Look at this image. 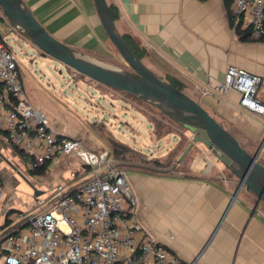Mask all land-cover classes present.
<instances>
[{"label": "crops", "instance_id": "1", "mask_svg": "<svg viewBox=\"0 0 264 264\" xmlns=\"http://www.w3.org/2000/svg\"><path fill=\"white\" fill-rule=\"evenodd\" d=\"M24 1L59 41L105 64L121 62L94 0ZM107 1L119 10L120 32L130 34L147 49L149 58L156 61L157 72L164 70L182 81L185 92L192 98L196 95L198 99H194L227 129H237L245 144L252 147L241 145L254 154L255 146L264 139V121L240 108L237 92L230 91L225 97L215 93L229 65L264 74V41L242 39L234 25L230 1ZM22 78L26 96L55 121L51 128L79 139L81 128L65 121L75 122L73 116L49 98H41L34 84L23 74ZM62 118L65 123L61 122L60 127L56 121ZM85 141L88 147L98 149L92 137ZM263 157L264 148L259 158ZM179 158L171 169L136 163L131 170L123 167L138 201L146 238L162 244L184 263L197 259L199 264H264V203L256 209L257 202L252 201V192L247 188L233 200L238 178L234 174L231 178L221 177L222 172L213 169L215 164L210 158H195L186 172L174 174L172 170L184 163L180 164ZM153 159L162 161L160 157L148 161ZM78 160L70 155L51 164L47 172L51 181L64 178L66 185L75 186L88 180L89 169L85 165L80 168L75 163Z\"/></svg>", "mask_w": 264, "mask_h": 264}, {"label": "built area", "instance_id": "2", "mask_svg": "<svg viewBox=\"0 0 264 264\" xmlns=\"http://www.w3.org/2000/svg\"><path fill=\"white\" fill-rule=\"evenodd\" d=\"M229 1L235 27L264 40V0ZM22 74L0 35V131L34 159L33 169L75 155L89 168L90 178L75 186L58 184L48 207L36 200L40 208L35 214H13L0 242V264H199L197 259L184 263L146 238L138 201L113 149L96 143L95 153L82 140L55 132L46 112L26 96ZM230 91L240 95L241 109L264 121V74L229 65L215 93L225 97ZM1 192L0 180V197Z\"/></svg>", "mask_w": 264, "mask_h": 264}, {"label": "rangeland", "instance_id": "3", "mask_svg": "<svg viewBox=\"0 0 264 264\" xmlns=\"http://www.w3.org/2000/svg\"><path fill=\"white\" fill-rule=\"evenodd\" d=\"M0 35L22 65L23 77L34 84L39 96L45 100H47L45 97L49 98L59 109L73 116L75 122L66 119L65 121L72 126L76 123L78 128H81L79 139L86 143L85 140L92 137L95 143H99L105 149H113V143L120 142L134 150L124 161L120 159L121 167L125 165L127 170H131V166L135 163L153 166L154 164L149 165L150 162L146 160L160 157L166 165L164 169H171L193 142V136L189 131L157 108L126 93L99 84L42 53L27 38L19 35L1 14ZM120 61L110 66L130 70L123 58ZM192 96L198 99L196 95ZM50 121L51 125L55 123L51 118ZM65 121L62 118L56 121V124L61 127V122L65 123ZM262 125L264 126V123ZM228 129L240 143L252 147L245 144L237 129L233 127ZM263 141L264 139L255 146L256 151ZM87 148L98 153V149L94 150L88 146ZM195 158H210L215 164L213 169L218 168L219 172H222L219 173L221 177L233 176L230 170L201 143L193 146L181 161L180 164L184 162L182 167L172 170L173 173L186 172L188 165ZM78 161L75 163L82 168L83 164ZM32 169L31 160L23 159L16 148L0 134V180L2 181L0 238L5 235L2 230L9 212L13 211L9 216L10 220H14L12 215L17 213L35 214L40 208L37 199L44 202L43 207L46 208L57 197L56 187L60 180L56 178L51 181L52 178L48 173L44 176L32 175L30 172ZM61 181L59 183L66 185V181ZM35 191L43 194L35 197ZM250 194H252L250 198L255 202L256 196Z\"/></svg>", "mask_w": 264, "mask_h": 264}, {"label": "water", "instance_id": "4", "mask_svg": "<svg viewBox=\"0 0 264 264\" xmlns=\"http://www.w3.org/2000/svg\"><path fill=\"white\" fill-rule=\"evenodd\" d=\"M94 1L108 36L130 70L112 67L59 41L35 17L24 0H0V8L16 32L42 53L95 82L144 101L189 131L193 142L182 153L179 162L196 143L203 144L238 178L233 200L243 188H248L257 198V209L264 202V165L259 162L264 141L254 154L247 151L203 105L154 72L133 52L114 21L107 0ZM113 146L134 151L120 142L113 143ZM41 194L39 191L34 193L35 197ZM28 224L26 222L21 227Z\"/></svg>", "mask_w": 264, "mask_h": 264}, {"label": "trees", "instance_id": "5", "mask_svg": "<svg viewBox=\"0 0 264 264\" xmlns=\"http://www.w3.org/2000/svg\"><path fill=\"white\" fill-rule=\"evenodd\" d=\"M110 9H111V13H112V17L114 19V21L116 22L117 24V21L120 19V14H119V10L114 6V5H110ZM236 31L238 32V34L242 37L243 40H255V41H264V40H257V39H254L250 36V34L248 32H246L245 30H243L240 26L236 28ZM122 36L124 37L125 41L127 42V44L129 45V47L133 50V52L149 67L151 68L154 72H156L157 74H159L160 76H162L164 79H166L167 81H169L171 84H173L175 87H177L178 89L182 90L185 92V85L182 81H180L178 78L172 76L170 73L168 74L166 71H162V72H157L158 70L154 67L155 65V62L153 60H151L149 58V55L150 53H148L147 49L142 47L138 41H136L130 34L128 33H121ZM150 61H152V64L150 63ZM158 65V64H157ZM159 67V66H158ZM163 73V74H162ZM84 76V75H83ZM100 84V83H99ZM103 85V84H102ZM105 86V85H104ZM129 95V94H127ZM131 96V95H129ZM133 97V96H132ZM136 98V97H135ZM211 113V112H210ZM212 114V113H211ZM213 115V114H212ZM214 116V115H213ZM215 117V116H214ZM217 119V118H216ZM218 122H220L218 119H217ZM221 123V122H220ZM221 125L223 127H225V125L223 123H221ZM226 128V127H225ZM227 129V128H226ZM0 134L1 135H4L6 138L7 136L2 132L0 131ZM16 148V147H15ZM16 150L18 151L19 155L22 156L24 159H30L31 162L34 161V159L25 154L24 152H22L21 150H19L18 148H16ZM113 151H114V154H115V157L117 159H121V160H125L126 156L128 154H131L130 151L126 150V149H122V148H119L117 146H113ZM147 162H150L153 167H156V168H165L166 165L164 163H162V161L160 159H153V160H146ZM259 162L261 164L264 165V159L263 158H259ZM51 166V163L50 162H47L45 163L44 165L42 166H39L38 168H34L32 170H30L31 174L32 175H38V176H44L48 170H49V167ZM125 165H123L122 167H124ZM87 168V170L89 169L87 166L85 167ZM248 189V188H247ZM249 190V189H248ZM250 191V190H249ZM257 202V198H256V201ZM264 203V202H263ZM13 211L9 212L6 216V219H5V223H4V228L2 230V232H4V234L6 235L8 232H7V228L10 227L11 223H12V220H10L9 216L12 214ZM11 232V231H10ZM4 236H2L0 238V242L2 241Z\"/></svg>", "mask_w": 264, "mask_h": 264}]
</instances>
